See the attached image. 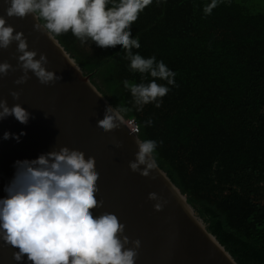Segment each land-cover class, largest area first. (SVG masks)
<instances>
[{"label":"trees","instance_id":"trees-1","mask_svg":"<svg viewBox=\"0 0 264 264\" xmlns=\"http://www.w3.org/2000/svg\"><path fill=\"white\" fill-rule=\"evenodd\" d=\"M208 2L152 0L130 26L132 51L176 74L158 108L136 110L123 81L141 74L121 46L55 37L113 106L129 108L139 137L157 141L158 165L235 260L264 264V0H217L205 14Z\"/></svg>","mask_w":264,"mask_h":264},{"label":"clouds","instance_id":"clouds-1","mask_svg":"<svg viewBox=\"0 0 264 264\" xmlns=\"http://www.w3.org/2000/svg\"><path fill=\"white\" fill-rule=\"evenodd\" d=\"M3 2L7 17L24 18L32 14L37 20L34 29L45 32L49 38L70 31L81 44L90 39L98 47L121 46L129 69L141 74L139 83L123 81L137 111L150 102L160 107L162 101L158 98L170 91L168 85L175 84V72L162 60L132 51L140 48V42L137 36L131 35L130 26L152 0ZM216 4L217 0H209L203 6V12L210 14ZM5 15H0V48L7 49L12 42L17 43V60L24 73L14 83L23 84L29 70L45 85L61 79L44 67L48 62L45 54L35 58L36 51L28 50L23 33L7 24ZM11 68L7 61L0 62V75H7ZM144 74L154 79L145 83ZM157 79L166 84L157 83ZM10 95L18 99L20 92L11 90ZM97 95L104 96L102 93ZM128 111L123 104H106L102 119L96 122L98 129L103 132L118 129ZM10 114L21 123H27L31 115L19 104L9 107L0 99V119ZM144 123L150 126L151 118ZM24 134L23 131L19 135L6 131L3 138L11 136L19 142ZM136 143L135 159L129 161L128 166L133 172L147 177L150 170L158 168L157 141L136 137ZM116 146L120 147V143L116 142ZM14 167L13 178L4 189L6 196L0 198V240L18 249L12 253L18 264L22 261L33 264H135L140 240H129L124 234L125 225L115 214L105 212L94 218L89 211L103 203L94 198V193L98 192L99 173L91 157L85 158L84 152L64 146L35 159L16 160ZM149 199L157 201L153 205L157 211L167 203L155 192L149 193Z\"/></svg>","mask_w":264,"mask_h":264},{"label":"water","instance_id":"water-1","mask_svg":"<svg viewBox=\"0 0 264 264\" xmlns=\"http://www.w3.org/2000/svg\"><path fill=\"white\" fill-rule=\"evenodd\" d=\"M5 7L0 0V15H5ZM5 19L15 31L23 33L28 50L36 51V59L41 53L47 56L44 67L61 79L45 85L29 70L28 79L15 84L24 74L17 60V43L0 48V62L12 66L7 75H0V99L9 107L19 104L31 114L27 123L11 114L0 119V198L6 196L4 189L13 178L16 160L35 159L67 146L94 160L99 173L94 198L103 203L89 211L94 218L105 212L115 214L125 225L129 240H140L135 264H239L158 163L147 177L129 168L138 150L139 135L127 127L126 118L118 129H98L96 122L102 119L106 104H112L97 95L102 92L59 40L36 31L33 25L37 20L32 14L24 18L5 15ZM11 90L20 92L18 99L10 95ZM6 131L25 134L17 142L11 136L4 139ZM150 192L167 201L161 210L154 209L157 201L149 199ZM16 250L0 240V264H18L12 258Z\"/></svg>","mask_w":264,"mask_h":264},{"label":"built area","instance_id":"built-area-1","mask_svg":"<svg viewBox=\"0 0 264 264\" xmlns=\"http://www.w3.org/2000/svg\"><path fill=\"white\" fill-rule=\"evenodd\" d=\"M126 125L133 133L139 134L140 129H139L138 123L135 119H133V118L126 119Z\"/></svg>","mask_w":264,"mask_h":264}]
</instances>
